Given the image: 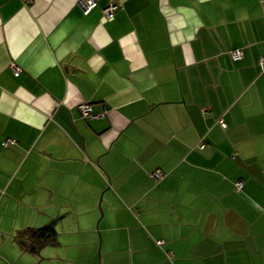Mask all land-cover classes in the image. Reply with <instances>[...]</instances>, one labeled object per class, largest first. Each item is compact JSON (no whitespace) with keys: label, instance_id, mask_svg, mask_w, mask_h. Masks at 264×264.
<instances>
[{"label":"crops","instance_id":"crops-1","mask_svg":"<svg viewBox=\"0 0 264 264\" xmlns=\"http://www.w3.org/2000/svg\"><path fill=\"white\" fill-rule=\"evenodd\" d=\"M79 1L0 0V264H264V1Z\"/></svg>","mask_w":264,"mask_h":264},{"label":"built area","instance_id":"built-area-1","mask_svg":"<svg viewBox=\"0 0 264 264\" xmlns=\"http://www.w3.org/2000/svg\"><path fill=\"white\" fill-rule=\"evenodd\" d=\"M264 0H260V2H263ZM79 5L81 7V10L83 12L84 15H86L89 11H91L93 8H95L96 6V3H95V0H80L79 1ZM119 8V5L118 4H109L107 7H105L102 11V14H103V18L105 20H111L113 19L114 15H115V12L118 10ZM232 58L234 60H238L240 57H241V53L239 51H234L232 54ZM260 65L261 66H264V58L260 59ZM12 71H13V75L15 77L18 76L19 74V68L14 64L12 63L10 65ZM79 111H80V116L82 118H94L96 115H94L92 113V110H91V107L90 105L88 104H82L79 106ZM219 124L222 128L225 127V124L223 123V121H219ZM11 141L9 139H6L4 142H3V145L6 146L10 143ZM202 148V146H201ZM155 177H158V174H155ZM242 186V183L241 182H238L235 184V188L237 191L240 190ZM158 244H161V242H159ZM170 256V254H169Z\"/></svg>","mask_w":264,"mask_h":264}]
</instances>
